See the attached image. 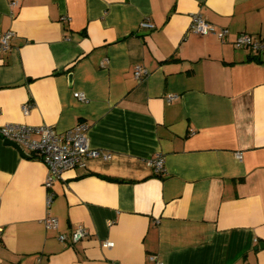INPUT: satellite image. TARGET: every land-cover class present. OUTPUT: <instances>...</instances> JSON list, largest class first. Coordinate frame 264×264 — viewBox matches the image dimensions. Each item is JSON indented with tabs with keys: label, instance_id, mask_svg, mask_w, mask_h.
Segmentation results:
<instances>
[{
	"label": "crops",
	"instance_id": "crops-1",
	"mask_svg": "<svg viewBox=\"0 0 264 264\" xmlns=\"http://www.w3.org/2000/svg\"><path fill=\"white\" fill-rule=\"evenodd\" d=\"M194 12L227 34L191 32ZM6 30L0 125L85 122L111 157L65 170L47 206L44 162L0 137V264H264V48L234 45L264 40V0H0Z\"/></svg>",
	"mask_w": 264,
	"mask_h": 264
},
{
	"label": "built area",
	"instance_id": "built-area-1",
	"mask_svg": "<svg viewBox=\"0 0 264 264\" xmlns=\"http://www.w3.org/2000/svg\"><path fill=\"white\" fill-rule=\"evenodd\" d=\"M10 4H16V1H11ZM140 26L152 29L154 24L148 19H144L141 21ZM189 28L191 32L196 34L214 33L220 38H223L228 32L226 28L217 30L199 12L190 14ZM13 35L14 31L12 30L0 33V51L7 50L10 47V40ZM234 45L237 48H250L257 52L264 48V40L243 32L237 36ZM147 73V70L139 64H136L133 68V74L138 80L144 78ZM73 95L79 100L86 99L85 95L81 92H74ZM27 110L28 107L25 105L24 111ZM87 132L88 124L85 122H78L63 131H58L48 124L28 125L10 122L0 125V137L19 144L25 151L37 156L46 165L47 174L43 184L46 188L45 202L47 206L50 205L55 195L52 185L55 180L61 177L65 170L82 167L89 158L110 159L111 152L90 146ZM236 155L238 158L241 157L240 152H237ZM148 163L152 167L154 174L159 175L164 172L162 155H153L148 159ZM42 221L46 229L56 227L58 224L57 218L49 214ZM87 234V229L79 224L71 231L69 236L59 234L58 238L62 242L74 243L86 237ZM101 244L104 247H111L113 242L104 240ZM150 258L154 259V256H150ZM156 263L159 264L157 261Z\"/></svg>",
	"mask_w": 264,
	"mask_h": 264
},
{
	"label": "water",
	"instance_id": "water-1",
	"mask_svg": "<svg viewBox=\"0 0 264 264\" xmlns=\"http://www.w3.org/2000/svg\"><path fill=\"white\" fill-rule=\"evenodd\" d=\"M9 144H12L14 145L20 152L22 155L24 156H28V154L26 153V151L17 143L13 142V141H10V140H6Z\"/></svg>",
	"mask_w": 264,
	"mask_h": 264
}]
</instances>
